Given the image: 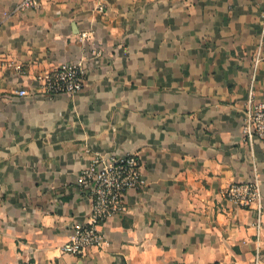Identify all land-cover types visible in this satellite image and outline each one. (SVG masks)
Instances as JSON below:
<instances>
[{"label": "crops", "instance_id": "0c3cea01", "mask_svg": "<svg viewBox=\"0 0 264 264\" xmlns=\"http://www.w3.org/2000/svg\"><path fill=\"white\" fill-rule=\"evenodd\" d=\"M18 2L0 0V264H264V143L241 132L252 73L264 83L262 1ZM79 59L78 92L40 91V69ZM96 152H135L146 184L100 246L62 252ZM251 180L259 201L224 197Z\"/></svg>", "mask_w": 264, "mask_h": 264}, {"label": "built area", "instance_id": "2783aa9c", "mask_svg": "<svg viewBox=\"0 0 264 264\" xmlns=\"http://www.w3.org/2000/svg\"><path fill=\"white\" fill-rule=\"evenodd\" d=\"M261 1L260 20L264 28V0ZM37 4L38 0H19L15 10H24ZM262 58L264 56L257 51L253 58L254 67ZM16 69L22 71V66L18 64ZM86 72L83 60L79 59L42 68L35 77L40 91L51 96L78 92L83 86ZM254 74L253 72L247 89L241 132L248 142L258 139L264 143V83L257 86ZM17 92L24 94L26 89L19 88ZM78 182L89 190L90 209L86 219L76 224L71 236L60 244L62 252L75 255L100 246L104 241V232L101 229L104 219L114 212L126 209L124 197L129 188H140L146 184L140 159L135 152L109 155L93 153L81 168ZM222 193L225 198L240 206H249L252 202L259 201L261 197L256 180L231 182ZM260 227L257 218L256 228L259 230Z\"/></svg>", "mask_w": 264, "mask_h": 264}]
</instances>
